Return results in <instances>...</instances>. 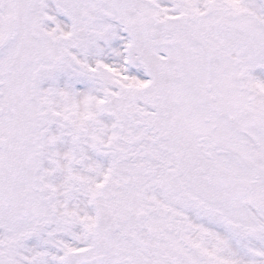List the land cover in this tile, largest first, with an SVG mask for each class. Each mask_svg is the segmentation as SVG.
<instances>
[{
  "label": "snow or ice",
  "instance_id": "6c2138e0",
  "mask_svg": "<svg viewBox=\"0 0 264 264\" xmlns=\"http://www.w3.org/2000/svg\"><path fill=\"white\" fill-rule=\"evenodd\" d=\"M0 264H264V0H0Z\"/></svg>",
  "mask_w": 264,
  "mask_h": 264
}]
</instances>
